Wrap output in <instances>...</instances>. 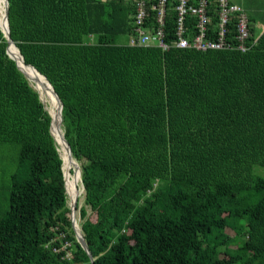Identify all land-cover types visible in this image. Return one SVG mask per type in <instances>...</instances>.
Here are the masks:
<instances>
[{
  "label": "trees",
  "instance_id": "1",
  "mask_svg": "<svg viewBox=\"0 0 264 264\" xmlns=\"http://www.w3.org/2000/svg\"><path fill=\"white\" fill-rule=\"evenodd\" d=\"M8 1L12 39L63 102L95 260L72 228L52 117L0 28V148L18 152L0 264H264V32L246 52L165 51L130 44V0Z\"/></svg>",
  "mask_w": 264,
  "mask_h": 264
},
{
  "label": "built area",
  "instance_id": "2",
  "mask_svg": "<svg viewBox=\"0 0 264 264\" xmlns=\"http://www.w3.org/2000/svg\"><path fill=\"white\" fill-rule=\"evenodd\" d=\"M130 1L135 4V32L130 38L131 45L158 46L165 51L177 47L199 51L237 49L246 52L256 42L251 40V22L243 7L229 0H215L218 19L215 26H212L210 0H177L171 39L166 32L169 0ZM234 28L235 32H232ZM231 35L236 44L232 43ZM69 245V242H65L61 247L67 250L68 257L71 256Z\"/></svg>",
  "mask_w": 264,
  "mask_h": 264
},
{
  "label": "rangeland",
  "instance_id": "3",
  "mask_svg": "<svg viewBox=\"0 0 264 264\" xmlns=\"http://www.w3.org/2000/svg\"><path fill=\"white\" fill-rule=\"evenodd\" d=\"M4 5H5V0H4ZM257 27L255 29L254 32V37L257 39L259 38V36L262 34L263 30H264V22L262 21H256ZM119 41L122 43H127L129 41L128 36H121L119 38ZM32 84L34 85V87L36 86L33 82ZM48 103V102H47ZM48 109L50 110V105L47 104ZM59 103V102H58ZM11 144L7 143L5 144V146L0 148V212L4 210V208L7 207V198H8V188L10 185V175L13 172L14 168H15V159L17 158L18 152L15 149H10ZM61 152L62 147L60 148ZM74 161H76L74 159ZM79 164V163H78ZM80 165V164H79ZM75 167L71 166L70 170H74ZM71 174V178L74 176L73 173ZM76 189H77V193L75 196H73L72 194L70 195V191H69V195H68V206L71 207L72 203H73V198L77 196L78 198V208L76 210V218L78 220V224L81 227V222H82V218L80 215V207L84 204V199H85V189L83 186V183L81 181V179L78 181L77 185H76ZM88 214L90 215V217L95 218V214L92 213V211L90 209H88ZM70 215H72V211L70 213ZM227 233L231 236L234 237L235 236V232L231 229V228H226ZM240 239H237L234 242H231L229 246H225L224 248L228 251V250H237L239 245H240ZM225 250V252H226ZM225 253H222L220 256H225Z\"/></svg>",
  "mask_w": 264,
  "mask_h": 264
},
{
  "label": "water",
  "instance_id": "4",
  "mask_svg": "<svg viewBox=\"0 0 264 264\" xmlns=\"http://www.w3.org/2000/svg\"><path fill=\"white\" fill-rule=\"evenodd\" d=\"M5 17H6V26L4 27V26L1 24V22H0V28L3 30L5 36H6L7 40H8L7 53H8V55H9L12 59H14V60L16 61L18 68L24 73V75H25V76H26L31 82H33V81H35V80L32 79V78H30V76H29V75H28V74H27V73H26V72L20 67V65L18 64L17 59H16V58L11 54V52H10V46H11L12 44H14L17 48H18V46L15 44L14 40H13L12 37H11L10 21H9V1H8V0L5 1ZM18 50H19V48H18ZM19 51H20V50H19ZM20 53H21V51H20ZM21 55H22V54H21ZM22 57H23V55H22ZM23 59H24V57H23ZM24 61H25V59H24ZM25 63H26V62H25ZM26 64L29 65V66H31V67H33V68H34V69H35V70H36L41 76H43V77L47 80V82L51 85V87H52V89H53V91H54V94L56 95V97H57V99H58V102H59V118H60V124H59L60 138L55 134V132H54V130H53V121H54L53 116H52L50 110L48 109L45 100L42 98L41 92L39 91L38 87L35 86V89L39 92L40 98H41L42 102L44 103L45 109L48 110V112L50 113V115H51V117H52V122H51V133H52L53 136L55 137V139H56V141L58 142V144H60V146H61V143H63V144L65 145V148H66V150H67V152H68V158H69L70 162H72V163L74 164L75 169H74L73 171L70 170L69 172H70V173H73L74 176H77V177H79V178L81 179V172H82L81 167H80V165H79L76 161H74V158H73V155H72V149H71V146H70L68 140L66 139V137H65V135H64V132H63V129H62V121H63V117H62L63 102H62L61 98L59 97V95L57 94V92L55 91V89H54L53 85L51 84V82L47 79V77H46L44 74H42V73H41V72H40V71H39L34 65H32V64H28V63H26ZM33 83L35 84V82H33ZM61 155H62V158H63V160H64V157H63L62 152H61ZM64 162H65V161H64ZM63 170H64V178H65V182H66V191H67V194L69 195L68 188H67V173H66V171H65V169H64V165H63ZM81 181H82V180H81ZM70 208H71V211H72V215H71L72 228H73V230H74V232H75V236H76L78 242L81 244V246L84 248V250H85V251L87 252V254L89 255L91 261L94 262L95 258L93 257V255H92V253H91V251H90V249H89V246H88V243H87V241H86V239H85V236H84V233H83V231H82V228H81V231H80L79 228H78V220H77V218H76V210H77V208H78V198H77V197L73 200V203H72V205H71Z\"/></svg>",
  "mask_w": 264,
  "mask_h": 264
},
{
  "label": "bare ground",
  "instance_id": "5",
  "mask_svg": "<svg viewBox=\"0 0 264 264\" xmlns=\"http://www.w3.org/2000/svg\"><path fill=\"white\" fill-rule=\"evenodd\" d=\"M0 22H1V24L4 27L6 26L4 0H0ZM10 52L17 59L18 64L20 65V67L30 76V78L35 80L33 82H35V85L38 87L39 91L41 92L42 98L45 100L46 103L48 102L47 104L50 105L49 106L50 107V112H51V114L53 116V119H54V127H53V129H54L55 134L60 138L59 103H58V99H57L56 95L54 94V91H53L51 85L33 67H31V66H29V65H27L25 63L20 51L18 50V48L14 44H12L10 46ZM61 147H62V150H63L62 154H63L64 158L67 161L66 165H65V171H66L67 175L69 176L70 175L69 174L70 168L74 164L72 162H70V160L68 158V152H67V150L65 148V145L63 143H61ZM79 180H80V178L77 177V176H73L71 178V180H69L68 177H67V181H68V184H69L68 192L70 191V195L71 194L73 196L76 195V193H77L76 192L77 191L76 185H77ZM76 197H74L72 200H74ZM78 228L81 231V227L79 226V224H78Z\"/></svg>",
  "mask_w": 264,
  "mask_h": 264
},
{
  "label": "crops",
  "instance_id": "6",
  "mask_svg": "<svg viewBox=\"0 0 264 264\" xmlns=\"http://www.w3.org/2000/svg\"><path fill=\"white\" fill-rule=\"evenodd\" d=\"M231 3L238 4L243 7L244 11L248 15L252 34H254L257 27L256 21L264 22V0H229ZM264 32V30H263ZM262 32V33H263Z\"/></svg>",
  "mask_w": 264,
  "mask_h": 264
}]
</instances>
